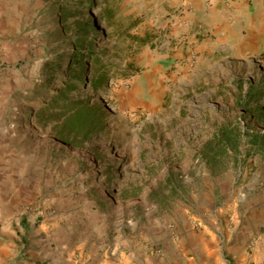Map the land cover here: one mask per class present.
Here are the masks:
<instances>
[{
  "label": "rangeland",
  "instance_id": "rangeland-1",
  "mask_svg": "<svg viewBox=\"0 0 264 264\" xmlns=\"http://www.w3.org/2000/svg\"><path fill=\"white\" fill-rule=\"evenodd\" d=\"M90 1L109 110L91 149L63 143L29 115L43 56L68 51L43 42L55 25L45 1L2 0L14 28L0 38V264H66L69 251L140 240L148 255L162 254L178 229L196 236L185 254L193 264H236L219 220L202 230L238 196L264 205V156L247 136L264 123L243 105L251 88L264 103V47L208 42L198 63L194 43L177 35L184 0ZM7 39L15 43L3 50ZM225 125L232 141L221 144Z\"/></svg>",
  "mask_w": 264,
  "mask_h": 264
},
{
  "label": "crops",
  "instance_id": "crops-1",
  "mask_svg": "<svg viewBox=\"0 0 264 264\" xmlns=\"http://www.w3.org/2000/svg\"><path fill=\"white\" fill-rule=\"evenodd\" d=\"M7 5L10 6L11 3L7 4L0 0V38L6 36V31L11 32L14 28L8 21V16L1 14ZM180 6L182 8L180 11L184 15L180 17L182 21L177 35L182 43L186 41L194 43L193 46L199 51L198 63L208 42L212 45L220 43L223 47H228L232 43L233 46L243 49L251 45L258 49L264 47V0H184ZM14 20L19 24V19ZM188 28H191L192 32L186 34ZM201 30L208 36L199 41ZM213 33L216 34L214 39L210 36ZM11 42L15 43V40L1 41L3 50H7ZM249 189H245V193H248ZM239 201H242L240 196L227 204H222L218 207L216 214L211 213L210 216H206V224L202 232L211 234L216 229V220H219L228 240L231 239L229 253L232 257L239 254L236 260L240 259V261L236 264H249L252 261L254 264H264V205L259 207L260 199L256 196L242 203ZM199 225L200 223L195 221L192 226ZM180 232V229L176 232L172 231L173 235L169 238L171 245L166 246L162 254L157 252V254L148 255L142 243L144 240H140L133 245L127 243L125 246L96 248L89 251L80 248L79 255L69 251L66 255V264H76L77 257L80 261L82 260L80 264H126L129 262L131 264H193L195 257H187L185 254L196 243V236L186 237ZM140 237L145 239L146 235L141 234ZM208 244H205V249L209 248ZM237 244L240 245V252H237ZM245 244L249 247L252 244L250 252L243 250ZM189 252H192L191 249Z\"/></svg>",
  "mask_w": 264,
  "mask_h": 264
},
{
  "label": "trees",
  "instance_id": "trees-1",
  "mask_svg": "<svg viewBox=\"0 0 264 264\" xmlns=\"http://www.w3.org/2000/svg\"><path fill=\"white\" fill-rule=\"evenodd\" d=\"M44 1V9L53 15L55 25L44 31L43 42L46 47L56 44L53 50L65 46L68 51L43 56L40 74L29 90L31 100H38L37 108L29 115L35 113L37 121L49 126L63 143L91 149L92 139L108 129L109 118V110L100 98L108 76L102 71L96 47L98 21L87 8L90 0ZM94 64L97 70L93 73ZM260 98L251 88L243 95V105L251 119L264 123V103L254 102ZM231 136L232 128L225 125L216 139L227 144L232 141ZM247 136L248 143L264 156V130H252Z\"/></svg>",
  "mask_w": 264,
  "mask_h": 264
},
{
  "label": "built area",
  "instance_id": "built-area-1",
  "mask_svg": "<svg viewBox=\"0 0 264 264\" xmlns=\"http://www.w3.org/2000/svg\"><path fill=\"white\" fill-rule=\"evenodd\" d=\"M207 1H209V0H207ZM228 1V0H227ZM199 224V223H198Z\"/></svg>",
  "mask_w": 264,
  "mask_h": 264
}]
</instances>
